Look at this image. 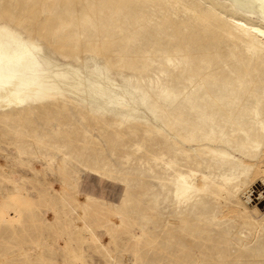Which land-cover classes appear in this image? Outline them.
Here are the masks:
<instances>
[{
  "label": "rangeland",
  "instance_id": "obj_1",
  "mask_svg": "<svg viewBox=\"0 0 264 264\" xmlns=\"http://www.w3.org/2000/svg\"><path fill=\"white\" fill-rule=\"evenodd\" d=\"M34 1L0 0V26L39 29L43 55L60 67L47 97L0 110V264H264V220L226 215L215 200L223 177L247 180L241 161L264 166L254 156L264 53L231 39L195 0L182 2L204 18L171 0L19 10ZM219 1L235 18L264 21ZM166 136L179 144L171 157L212 148L237 165L216 160L203 193L187 194L165 166ZM49 197L61 199L57 215ZM40 246L45 261L30 263Z\"/></svg>",
  "mask_w": 264,
  "mask_h": 264
},
{
  "label": "bare ground",
  "instance_id": "obj_2",
  "mask_svg": "<svg viewBox=\"0 0 264 264\" xmlns=\"http://www.w3.org/2000/svg\"><path fill=\"white\" fill-rule=\"evenodd\" d=\"M178 5H184L182 0H171ZM240 6H243L250 12L254 10L264 20V0H237ZM109 5L111 0L108 1ZM194 2V0H193ZM200 6H207V12L213 13L218 17V21L221 22L220 28L228 34L233 40H239L249 45L251 49L257 55L264 53V21H255L253 19H245L244 17L235 18V12L231 14L220 3L219 0H195ZM194 2V3H195ZM56 3H60L63 9L67 10V2L64 0H57L50 3L53 7ZM46 5L45 0H36L30 6L19 4V10L30 9L36 12H41L42 7ZM199 6V7H200ZM112 7V6H110ZM190 13L194 16L200 17L197 10L189 8L184 5ZM93 12H95L93 10ZM204 18V16H201ZM35 33L40 34V38L48 40V36L41 34L37 28H28L25 33L27 36L14 30L9 26H0V110L7 111L8 109L18 108L24 106V104L30 99H40L47 97L51 93V88L47 84V80L56 74L55 69L59 68L58 64L51 58H47L43 55V48L40 43L37 42ZM66 45V42H64ZM62 55V53H61ZM257 117H260L258 122L261 125V129L264 132V121L257 113ZM174 131L180 137L185 138L181 134L180 129ZM165 166L170 167L174 175L182 178L180 185L185 193L199 192L203 193L204 183L206 179L203 172L206 169L212 168L216 160L224 161L227 164H235L227 157L232 155L226 151L221 150L217 152L216 149H210L208 157H197L192 159L190 156L188 159L171 157L169 155L171 150H175L173 154L178 152V143L175 147L171 148L169 144V138H165ZM186 139V138H185ZM256 152L254 156H264V144L257 143ZM182 152L186 153L187 150ZM240 151V150H239ZM237 158V157H235ZM186 162H188L186 164ZM243 165H250L251 171L247 176V180H240L239 182H233V179L229 176L224 178V185H220L219 194L215 197L217 206L222 208L226 215L236 214L238 217H243L249 220V222H259L264 220V166H257L255 164L248 163V161H241ZM237 165V164H235ZM249 166V167H250ZM260 179V182H257ZM258 183V184H256ZM61 199L47 198L48 203L55 210L57 215V206H59ZM58 204V205H57ZM56 207V208H55ZM205 212H199L198 215L205 216ZM55 215V216H56ZM56 219V218H55ZM57 220V219H56ZM192 230V229H189ZM62 228L56 229V233L61 236ZM190 236H195V232L189 231ZM39 236H43L40 233ZM41 246L37 247L36 255L31 254V258L34 259L30 263H36L37 261H45ZM26 252V249L23 250ZM208 258H213L215 255H207ZM67 255L66 259H69ZM255 264V261H252Z\"/></svg>",
  "mask_w": 264,
  "mask_h": 264
}]
</instances>
